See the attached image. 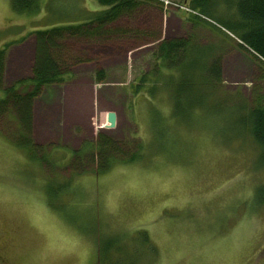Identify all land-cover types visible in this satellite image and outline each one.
<instances>
[{
  "label": "rangeland",
  "instance_id": "1",
  "mask_svg": "<svg viewBox=\"0 0 264 264\" xmlns=\"http://www.w3.org/2000/svg\"><path fill=\"white\" fill-rule=\"evenodd\" d=\"M159 1L140 0L136 11L114 21L130 30L123 38L66 40L81 61L70 78L36 96L41 120L51 128L42 142L31 133L57 166L40 164L43 150L34 157L30 146L14 142L16 121L0 111V264H98V243L112 251L103 264H264V202L257 191L264 163L252 139L236 135V110L224 106L264 100V63L251 49H240L235 36L223 39L192 24L186 0ZM10 2L0 0L5 87L29 78L31 33L46 16L44 0L29 13L14 12ZM81 3L106 8L97 0ZM192 34L221 46V81L204 109L194 108L200 99L193 85H187L192 97L184 86L174 96L172 68L164 69V86L154 94L146 87L157 80L140 85L141 76L155 73L159 42ZM97 70L105 73L101 82L94 80ZM188 72L191 77V67ZM79 80L80 95L71 96L81 99L82 122L66 94L57 102ZM108 111L115 113L113 127L106 126ZM98 133L115 141L121 159L99 174L94 159L85 161L84 173L64 167L71 153L94 148ZM136 153V161L124 159ZM65 179L68 189L50 208L46 183Z\"/></svg>",
  "mask_w": 264,
  "mask_h": 264
},
{
  "label": "trees",
  "instance_id": "2",
  "mask_svg": "<svg viewBox=\"0 0 264 264\" xmlns=\"http://www.w3.org/2000/svg\"><path fill=\"white\" fill-rule=\"evenodd\" d=\"M41 0H11V8L14 12H33L39 8ZM156 2L157 0H142ZM159 1V0H158ZM106 8L89 10L82 5L81 0H44L43 9L46 16L43 25L34 27L31 35L34 36L35 51L29 78L19 80L15 85L4 86V58L5 49L0 47V90L4 92L0 98V111L7 110L8 116L12 117L17 124V137H10L17 144L27 147L34 157L39 154L40 164L45 163L51 169L58 164L50 159V153L44 152L40 145L33 144L32 133V104L44 87L50 84H59L66 81L72 75L74 63L81 61L73 55V47H68L66 40L70 38L91 40H109L123 38L131 33L126 27L113 25L120 15H130L136 11L140 0H97ZM161 2V1H159ZM185 7L193 14L188 19L196 26L210 29L217 36H235L240 49H251L264 63V0H186ZM146 34V31L138 30L136 34ZM141 34V35H142ZM228 35V36H227ZM198 36H200L198 34ZM197 34L189 38L170 39L159 42L156 51L157 66L155 73L144 74L140 77V85H144L147 79L157 80L158 83L147 85L146 91L154 94L160 86H164L163 79L168 68H172L177 74L172 82L177 86L174 96L178 95L179 88L186 87L187 96L193 92H199V99L195 101L194 108H206L214 98L221 81V51L219 43L199 42ZM191 67L188 77V69ZM167 68L166 70H164ZM185 69L184 72L181 70ZM105 78L103 70L94 72V80L101 82ZM187 85L194 86V91L189 93ZM162 89V88H161ZM188 98V97H187ZM216 105H223L218 99ZM225 107L233 106L238 113L237 127L239 134L246 133L256 146L259 162L264 163V100H257L251 106L245 102L225 104ZM179 119L178 117H175ZM14 138V139H13ZM33 146V148H32ZM30 148V149H29ZM89 150L82 148L80 151L71 153L67 165H70L72 173H84L85 161L96 160L94 173H101L111 167L113 163L121 159V148L107 135L98 133L95 146ZM95 152V153H94ZM94 153V154H91ZM95 158H94V157ZM126 157V158H125ZM137 153L129 157L128 161H136ZM69 163V164H68ZM67 164V165H66ZM62 167V166H58ZM90 169V168H89ZM70 180L49 181L45 185V193L50 208L56 206V195L67 190ZM258 195L264 202V183L258 186ZM142 240L147 242V237L141 234ZM108 249V248H107ZM107 249L98 243V264H103L109 253ZM119 251V249L117 250Z\"/></svg>",
  "mask_w": 264,
  "mask_h": 264
},
{
  "label": "crops",
  "instance_id": "3",
  "mask_svg": "<svg viewBox=\"0 0 264 264\" xmlns=\"http://www.w3.org/2000/svg\"><path fill=\"white\" fill-rule=\"evenodd\" d=\"M32 58H33V53H32L31 60H30L31 64H32ZM5 77H6V79H8L7 77H9L7 72L4 73V78ZM80 82H82V81L79 80V82H77L75 86L73 85L72 86L73 88H69L67 90L66 89L62 90L63 93L61 92L60 96L57 97V102L59 103L58 100L61 99L60 97L66 94L68 106L71 107V110L74 111L76 116H77V114H79L80 121L79 120L78 121L82 122V120L84 119V113L81 112L82 106L79 104L80 103L79 101L81 99H79V97H78V99H76L74 101V100H72V96H71L72 94L80 95V92H81V88L79 87ZM85 94L87 95L86 92H85ZM75 103H76V105H75ZM39 106H40L39 100L36 97L33 101V104H32V135H33L35 140H37L38 142H42L45 139L44 137L46 136V131H48V129L51 128L50 127L51 124H45L44 121L41 120L42 111H41ZM51 110L57 111V109L54 106H53V109H51ZM80 112H81V114H80ZM83 124H86L84 126H87V123L84 122Z\"/></svg>",
  "mask_w": 264,
  "mask_h": 264
},
{
  "label": "water",
  "instance_id": "4",
  "mask_svg": "<svg viewBox=\"0 0 264 264\" xmlns=\"http://www.w3.org/2000/svg\"><path fill=\"white\" fill-rule=\"evenodd\" d=\"M106 121L108 127H113L115 125V113L113 111H108L106 116Z\"/></svg>",
  "mask_w": 264,
  "mask_h": 264
}]
</instances>
